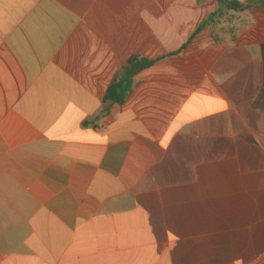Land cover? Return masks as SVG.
I'll return each mask as SVG.
<instances>
[{
	"label": "crops",
	"instance_id": "obj_1",
	"mask_svg": "<svg viewBox=\"0 0 264 264\" xmlns=\"http://www.w3.org/2000/svg\"><path fill=\"white\" fill-rule=\"evenodd\" d=\"M235 1L0 0V264H264V0Z\"/></svg>",
	"mask_w": 264,
	"mask_h": 264
},
{
	"label": "trees",
	"instance_id": "obj_2",
	"mask_svg": "<svg viewBox=\"0 0 264 264\" xmlns=\"http://www.w3.org/2000/svg\"><path fill=\"white\" fill-rule=\"evenodd\" d=\"M219 1L223 6H228L229 9L232 10L243 8V5L235 0H219ZM214 16H216V14ZM207 24L208 22H205L197 29V31L189 40V43L199 32H201L205 28ZM186 47L187 45L177 53H181ZM262 55H263V89L261 93L260 102L257 105H255V107L264 113V45L262 47ZM156 62L157 60H148L145 58H140L138 56L132 57L117 74L115 80L112 82V84L110 85L107 91L105 99L121 105L124 104L132 92L133 82L136 75L139 74L142 70L152 66Z\"/></svg>",
	"mask_w": 264,
	"mask_h": 264
}]
</instances>
